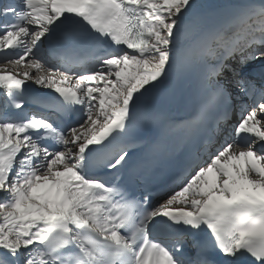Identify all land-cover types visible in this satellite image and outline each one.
Wrapping results in <instances>:
<instances>
[{
	"label": "snow or ice",
	"instance_id": "6c2138e0",
	"mask_svg": "<svg viewBox=\"0 0 264 264\" xmlns=\"http://www.w3.org/2000/svg\"><path fill=\"white\" fill-rule=\"evenodd\" d=\"M0 264H264V0H0Z\"/></svg>",
	"mask_w": 264,
	"mask_h": 264
},
{
	"label": "bare ground",
	"instance_id": "6f19581e",
	"mask_svg": "<svg viewBox=\"0 0 264 264\" xmlns=\"http://www.w3.org/2000/svg\"><path fill=\"white\" fill-rule=\"evenodd\" d=\"M201 3L211 4V3H221L223 0H200Z\"/></svg>",
	"mask_w": 264,
	"mask_h": 264
}]
</instances>
